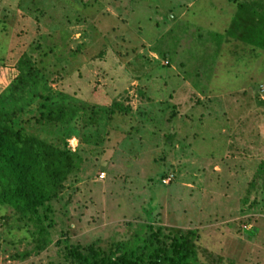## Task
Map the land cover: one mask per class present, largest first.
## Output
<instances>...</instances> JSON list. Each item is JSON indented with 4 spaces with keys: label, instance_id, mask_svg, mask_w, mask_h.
<instances>
[{
    "label": "rangeland",
    "instance_id": "1",
    "mask_svg": "<svg viewBox=\"0 0 264 264\" xmlns=\"http://www.w3.org/2000/svg\"><path fill=\"white\" fill-rule=\"evenodd\" d=\"M236 10L234 0H0V92L27 58L83 106L66 138L81 162L49 202L50 243L37 251L20 221L0 219V264H60L57 238L130 240L149 207L154 225L195 230L207 264H264V50L223 36Z\"/></svg>",
    "mask_w": 264,
    "mask_h": 264
},
{
    "label": "trees",
    "instance_id": "2",
    "mask_svg": "<svg viewBox=\"0 0 264 264\" xmlns=\"http://www.w3.org/2000/svg\"><path fill=\"white\" fill-rule=\"evenodd\" d=\"M234 2L237 10L223 36L264 50V4ZM17 63L16 74L0 92V209L9 208L0 219L4 224L10 219L20 221L17 228L29 233L33 247L39 251L51 241L47 231L51 224L49 202L81 162L79 154L66 147V138L77 135L74 121L83 106L61 92H52L44 74L30 59ZM88 116V120L95 117V121L97 111L90 109ZM24 123L48 130L53 141L28 132ZM256 169L264 175V162ZM151 209L146 211L148 222L141 233L130 240H117L102 248L95 243L82 246L69 243L66 237L57 238L53 242L56 257L60 264H207L197 257L195 230L154 225ZM27 253L14 257H25Z\"/></svg>",
    "mask_w": 264,
    "mask_h": 264
},
{
    "label": "built area",
    "instance_id": "3",
    "mask_svg": "<svg viewBox=\"0 0 264 264\" xmlns=\"http://www.w3.org/2000/svg\"><path fill=\"white\" fill-rule=\"evenodd\" d=\"M263 89V88H262ZM100 176H102V173H100Z\"/></svg>",
    "mask_w": 264,
    "mask_h": 264
}]
</instances>
